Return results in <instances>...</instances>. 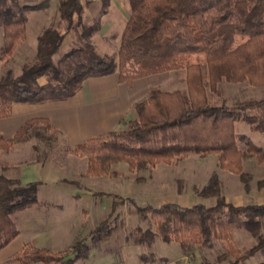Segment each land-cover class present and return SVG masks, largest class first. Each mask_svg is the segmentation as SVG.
<instances>
[{
    "label": "trees",
    "instance_id": "trees-1",
    "mask_svg": "<svg viewBox=\"0 0 264 264\" xmlns=\"http://www.w3.org/2000/svg\"><path fill=\"white\" fill-rule=\"evenodd\" d=\"M17 1L0 0L3 32L0 62L25 41L27 12L47 10L51 0L22 6ZM8 2L13 7L6 6ZM99 2L103 13L111 0ZM127 3L129 17L118 51L102 60L77 63L65 79L61 67L77 49L55 61L65 34L52 28L44 30L37 39L34 63L18 76L6 72L0 79V120L10 117L14 104L66 100L89 78L117 75L120 83L130 84L135 79L178 70V63L184 57H195L194 64L185 66L184 90H152L134 105L136 119L124 121L125 130L90 138L76 148L88 158L87 174L93 175L106 174L111 164L119 162L144 170L161 163L170 164L190 154L216 155L219 167L239 175L248 187L242 158L249 154L261 161L263 151L246 136L236 134L235 124L243 122L252 132L263 133L264 98L215 106L208 98L207 88L216 94L223 81L264 87V0H127ZM82 10L80 0L58 1L61 20L69 27L77 17L76 25L82 30L80 39L86 43L99 26L83 24ZM42 78L47 82L40 84ZM44 131L58 133L46 119L28 120L12 138L4 139L0 135V153L29 139L48 144L52 136H46ZM240 144L245 146V153L239 149ZM38 186V183L21 186L18 181L0 174V250L19 235L12 214L38 204ZM204 194L218 198L219 183L215 181ZM111 207L114 209L115 203ZM141 212L150 213L155 228L142 233L137 230L135 245L151 246L159 237L164 243L177 244L187 256L195 247H211L213 241H226L230 230L243 228L259 243L242 256L231 248L224 255L237 257L234 260L237 263L264 251V235L260 233L264 204L234 208L218 198L210 208L164 204ZM88 251L78 240L68 250L57 253L25 244L13 260L20 264H74L85 259ZM69 255L74 256L67 258ZM141 261L153 262L155 258L141 256Z\"/></svg>",
    "mask_w": 264,
    "mask_h": 264
},
{
    "label": "rangeland",
    "instance_id": "rangeland-1",
    "mask_svg": "<svg viewBox=\"0 0 264 264\" xmlns=\"http://www.w3.org/2000/svg\"><path fill=\"white\" fill-rule=\"evenodd\" d=\"M40 1L18 0L16 4L33 5ZM58 1L51 0L47 10L27 12L26 39L16 47L10 57L0 62V79L6 72L18 76L25 67L34 63L37 39L48 28L65 34L59 52L54 57L55 61L77 49L76 54L69 56L61 67L64 68L63 79L68 77L71 67L77 63L102 60L118 51L120 36L129 17L127 0H112L103 13H100L99 0H80L83 24L97 23L99 26L98 31L86 43L80 39L82 30L76 25L77 17H74L69 27L61 20L57 11ZM6 6L13 7V4L8 2ZM2 34L0 27V48ZM240 42L237 40V43ZM85 44H88L93 52L88 50V46L87 49L84 48ZM195 62V57H184L178 63V70L170 71L172 75L168 82L169 86L158 89L184 90L185 66ZM42 82H47V79L42 78L40 83ZM207 95L212 105L231 106L242 101L264 98V87L223 81L218 85L216 94L209 92L207 88ZM123 130H125L124 123L119 129L111 132L118 133ZM43 133L48 137L52 136V140L48 144L32 140L37 149L33 154L34 159L39 157L41 162L44 159L51 160L58 169L62 170L60 175L65 178L64 181L77 184L82 194H88L85 197L86 203L75 207L88 208L91 212L89 219L83 224L84 229L87 228L82 233L84 236L78 239L89 248V251L85 259L76 260L74 264L141 263V256L147 259L154 256L157 262L166 260L178 264L181 251L175 243L167 244L157 237L151 246L134 244L135 237L139 236L137 230H141L142 233L148 229L154 231L155 228L152 216L148 212H141L143 209H158L164 204H176L181 207L202 205L210 208L216 205L218 198H223L225 203L234 208L264 204V132H252L243 122L235 124V133L246 136L263 151L261 161L249 154H245L242 158V171L247 176L248 187L244 186L239 175L222 170L216 155L201 157L190 154L170 164L161 163L144 170L132 169L125 162H119L111 164L106 174H87L88 158L81 155L84 153L80 148L70 146L59 133L53 134L49 131ZM239 149L246 152L242 144L239 145ZM215 181L219 183L220 195L218 198L208 197L204 194V190L211 187ZM112 203H115L114 209L111 207ZM220 210L227 211L225 208ZM24 214L22 211L15 212L11 218L17 220L23 218ZM260 222V233L264 235V217ZM258 243V240L247 230L232 229L226 241H213L208 248L197 246L193 253L200 264H261L264 262V251H258L252 257L239 260L237 263L234 261L237 257L224 255L231 248L240 252L238 256H242ZM69 248L61 251L47 250L57 253ZM73 256L69 255L67 258Z\"/></svg>",
    "mask_w": 264,
    "mask_h": 264
},
{
    "label": "crops",
    "instance_id": "crops-1",
    "mask_svg": "<svg viewBox=\"0 0 264 264\" xmlns=\"http://www.w3.org/2000/svg\"><path fill=\"white\" fill-rule=\"evenodd\" d=\"M171 75L172 72L149 75L130 84L120 83L117 75L89 78L74 96L66 100L14 104L10 117L0 120V135L10 139L28 120L42 118L70 146L79 145L90 138L119 129L124 121L135 119L134 105L145 99L152 90L169 86ZM32 140L35 141L18 142L8 152L0 153V174L18 181L21 186L39 184V204L23 210V218L13 220L19 235L0 250V264H20L13 258L25 244L51 251L69 248L74 241L83 238L82 233L87 229L83 224L91 214L88 208L75 207L86 203L88 194H82L77 184L64 181L65 178L60 175L62 170L51 160L41 162L34 159L33 154L37 149ZM122 264L173 263L166 260L157 262L155 258L153 262ZM178 264L200 263L194 253L185 256L180 252Z\"/></svg>",
    "mask_w": 264,
    "mask_h": 264
}]
</instances>
